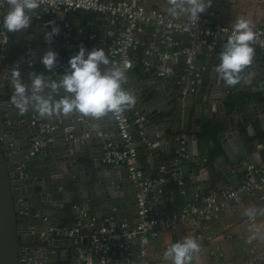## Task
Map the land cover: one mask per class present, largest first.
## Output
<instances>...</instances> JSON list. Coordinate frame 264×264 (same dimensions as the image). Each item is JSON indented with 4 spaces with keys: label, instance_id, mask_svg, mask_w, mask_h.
Here are the masks:
<instances>
[{
    "label": "water",
    "instance_id": "95a60500",
    "mask_svg": "<svg viewBox=\"0 0 264 264\" xmlns=\"http://www.w3.org/2000/svg\"><path fill=\"white\" fill-rule=\"evenodd\" d=\"M46 18L48 21L42 20L34 24V28L43 33L44 41H47L45 33L51 32L56 26L51 21L52 16ZM68 19L73 26L87 24L86 18L75 14L69 15ZM110 19L108 16L101 17L98 28L73 33L76 37L73 43L70 39L63 41L53 35L50 48L55 50L59 43H68L65 51L77 49L80 41H87V33H91L94 35V42H86V49L90 51L93 46L102 47L107 54L110 45L114 48V41L121 31L117 23L110 22ZM61 30L63 28L59 27V31ZM191 39L186 33L174 32L171 40L175 44L168 50L189 47ZM226 42L222 41V44ZM109 58L116 63V56ZM132 58L131 67L126 71L125 83H128L129 91L136 96V103L131 107L136 110V115L131 118L142 117L140 129L145 142H140V137L135 134L132 136L139 167L151 171L154 166H162L163 175L167 176L162 184L164 186L171 185L173 180H183L176 187L177 191L184 190L185 197H181L185 201L191 200L195 189L200 188L201 184L211 188H231L247 178L255 167H264V144L256 146L259 143L258 136H254L252 131L253 121L259 123L260 129H264V102L260 108L257 107L258 100H264V62L253 61L242 73L241 82L232 89L214 72V66L208 72H200L198 83L190 84L187 77L177 83L170 81V78L157 80L153 74L146 85L138 76L130 74V69L137 64L136 52L132 54ZM175 68L172 79L181 74L180 58L176 61ZM140 70L143 67L139 68L137 75L141 74ZM47 72V69H42L37 74L46 75ZM23 79L26 83H31L30 77ZM239 90L245 96H232L231 111L227 110L223 101ZM13 91L12 84L6 78L0 79V264H60L69 257H74L75 249L69 251L73 243L66 238L62 239V231H56L55 228L58 218L73 217L81 224L78 230L80 244H86V232L90 229L87 226L89 218L67 210L75 199L80 200V209L86 215L90 212V216L96 218L93 228L98 227L99 218L107 216L117 220L124 219L129 226L135 224L137 216L133 187L128 181L131 191L122 199V192L118 189L122 183L121 177L126 178L123 164L104 165L99 160L103 143L113 141L119 145L121 142L113 116L110 114L93 119L74 114L69 117L46 118L31 109L20 114L11 100ZM58 98L60 97L57 96ZM241 104L246 109L239 113ZM31 116L38 117L40 122L48 126H54L52 131L45 134L49 139L32 155L29 154L31 145L35 141H41L42 135L29 125ZM240 125L243 127L241 132ZM126 130L131 133V126L128 125ZM187 130L193 135L187 134ZM211 131L217 142V145H213L211 140L208 141L209 147H213L216 153L211 162L212 170L209 166L197 169L190 168L189 164L173 163L175 151L180 147L184 148L187 155L195 156L197 140L199 156L206 158L203 136ZM97 132L101 136H97ZM109 132L113 134L111 137L106 135ZM197 134L201 136L197 137ZM248 139L251 140L247 141ZM225 160L226 164L223 162ZM249 165L252 167L246 169ZM19 172L22 174L21 178ZM189 172L192 175L187 180ZM202 194L203 191L200 190L199 195ZM175 195L174 192L168 201L172 202ZM17 197L22 199L21 209L16 204ZM150 197L154 199L151 200ZM145 198L149 199L152 211L159 210V215L178 212V209L164 211L158 207L157 203L164 204L165 199L157 192V188L146 193ZM19 210L22 212L19 213ZM72 225L70 222L66 228ZM60 245L66 247V250L57 249ZM19 258L23 259L20 261Z\"/></svg>",
    "mask_w": 264,
    "mask_h": 264
},
{
    "label": "built area",
    "instance_id": "2783aa9c",
    "mask_svg": "<svg viewBox=\"0 0 264 264\" xmlns=\"http://www.w3.org/2000/svg\"><path fill=\"white\" fill-rule=\"evenodd\" d=\"M212 1L220 2L221 0ZM7 10L6 0H0V79L6 78L11 84L14 65L19 64L22 74L25 67H32L36 62H41V59L34 53L31 32L26 30L14 32V39L10 38L9 32L3 27V18ZM87 12L108 16L111 18L110 22L115 21L121 29L119 36L114 41V48L110 45L107 49L108 56L117 57L116 64L119 67L125 71L129 70L133 60L132 54L134 52L138 54L139 51L138 61L146 71L154 72L158 78H172L176 70V61L180 58L181 74L178 78L173 79L176 83L185 77L190 84L198 83L201 71L194 68L193 65L198 50L202 49L206 56L215 53L220 57L224 48L222 41H227L233 32V26L213 20L216 13L209 7L200 14L199 20H191L184 13L170 15L156 8L146 7L141 0H40V7L34 10L31 16L38 22L52 16L51 21L56 26L63 28L57 37L67 41L71 37H75L73 33L83 32V28L79 25L73 27L68 19L69 15L79 16ZM88 25L91 27L93 22L88 21ZM174 32L186 33L191 36L190 46L169 51L168 48L175 44L171 40V34ZM254 32L256 35L252 46L258 49L264 57V23L254 25ZM156 38L163 44L162 47L157 44ZM91 41L94 42V35L87 33V41H80L77 49L64 51L57 58L55 68L51 72L48 71L46 77L51 80H59L62 74L69 70L70 58L78 53L81 46L86 48L85 43ZM98 41L101 42V40ZM11 44H20L21 52L6 62L5 55ZM137 47L138 50H136ZM93 48L96 47L93 46ZM152 59L156 61L155 65H152ZM42 66L46 69L43 64ZM200 68L203 70V67ZM111 115L116 123L121 142L119 145L113 141L103 143L99 160L104 165L123 164L126 179L134 190L136 223L129 226L124 219L117 220L107 216L99 218L98 227L93 228L92 225L96 218L86 215L80 209L79 204L72 203L71 210L76 211L83 218H89L87 226L90 229L86 232V244L82 245L80 244L81 236L78 235L81 226L78 220L70 228H55V230H61L63 236L74 245L76 255L67 264H153L147 256V245L152 239L160 238L162 230H168L177 224L188 222L198 229H204L211 220L218 218L222 208H229L232 211L234 205L244 197L257 196L264 203V195L260 194L264 189V167H255L247 178L231 188H216L202 195L196 194V188L192 200L184 203L178 212L167 215L157 214L151 210L148 204L149 199H146L145 195L154 188H157V192H161L166 177L163 175L164 168L162 166H159L157 174H151L137 164L132 136L135 134L140 137V142H145L140 129L142 117L138 116L132 119L131 117L136 115V110L133 108L125 110L122 114ZM127 117L129 122H127ZM29 125L42 135L41 141H35L31 145L29 154L32 155L44 141L49 139L45 134L52 131L54 126L40 122L38 117H32L29 120ZM128 125L132 128L131 133L126 130ZM96 135L101 136V133L97 132ZM106 135L111 137L113 134L109 132ZM69 137L68 135L67 138ZM263 144L264 140H261L256 146ZM172 161L175 164L185 163L197 166L202 165L205 158L197 161L194 157L187 155L183 147H180L175 151ZM251 167L249 165L246 169ZM18 175L21 178V172ZM181 184L182 180H177L176 185ZM16 204L21 209L22 199L20 197L16 198ZM20 212L22 211L19 210ZM243 221L248 226L254 223L247 216ZM28 229L30 230L31 227ZM195 238L199 240L201 234L196 232ZM132 241H135L136 244L134 258L130 249ZM237 241L242 264H264V241L259 242L251 236L237 237ZM216 255L219 256V253L216 252ZM22 259L19 258L20 261Z\"/></svg>",
    "mask_w": 264,
    "mask_h": 264
},
{
    "label": "clouds",
    "instance_id": "9594fccd",
    "mask_svg": "<svg viewBox=\"0 0 264 264\" xmlns=\"http://www.w3.org/2000/svg\"><path fill=\"white\" fill-rule=\"evenodd\" d=\"M6 3L8 10L3 18V27L8 32L26 30L31 23V13L40 7V0H6ZM167 3L170 14L184 13L191 20H199L212 0H167ZM58 34L59 27L54 26L51 32L45 33V39L51 43L53 35ZM255 35L252 21L237 18L232 35L220 53V62L214 69L226 85L234 87L239 84L244 70L253 64ZM57 56L51 49L42 55L41 63L49 72L55 68ZM69 65V70L59 80H51L43 73H29L30 84L22 78L19 64L14 65L11 100L19 113L24 114L31 109L46 118L75 114L100 119L110 114H122L135 105L136 96L123 87L127 80L126 71L110 60L102 47L88 51L81 46L78 53L70 58ZM245 215L254 221L257 216L264 217V208H248ZM249 229L253 238L264 236V229L256 224H250ZM200 251V243L188 236L171 244L164 252V260L170 264H191Z\"/></svg>",
    "mask_w": 264,
    "mask_h": 264
},
{
    "label": "crops",
    "instance_id": "0c3cea01",
    "mask_svg": "<svg viewBox=\"0 0 264 264\" xmlns=\"http://www.w3.org/2000/svg\"><path fill=\"white\" fill-rule=\"evenodd\" d=\"M144 6L146 7H152L156 8L164 13H169V7L167 0H141ZM213 11H215L216 15L214 16L213 20L217 21L222 24L231 25L233 26L237 18L243 17L245 19H248L252 21L254 25H257L259 23H264V0H221L220 2L212 1L211 6L209 7ZM172 15V14H170ZM80 18H86L87 24L80 25V27L83 28V32H86V30L90 28H98L100 25L99 19L104 16L93 14L90 12L84 13L79 15ZM44 21H48L47 18L44 19ZM88 21H92L93 25L90 27L88 25ZM38 21H35L31 19L30 26L26 29V31H29L33 34L32 36V46L34 49L35 55H37L40 59L45 51L51 49L55 51L58 56L60 57L63 52L65 51V46H68L69 44L66 43L65 45H62L61 43L58 44L57 48L54 50L53 48H50V43L48 41L42 40L43 33L41 30L35 29L34 24ZM77 25H74L75 27ZM118 26V24H117ZM76 40L75 37L70 38V42L73 43ZM157 44L162 47L163 44L159 41L158 38H156ZM93 44V41L89 42ZM181 44V41H180ZM72 45V44H71ZM255 49V57L254 61L258 62H264V57L262 56V53ZM140 52L138 51L137 56L139 57ZM220 60L219 57L214 53L210 56H206L204 51L202 49L198 50L196 57L194 59L193 65L194 68H198L199 71L208 72L210 68L214 66V68L219 64ZM152 65L156 64V61L154 59L151 60ZM6 68V66H4ZM142 67L140 62L137 60V64L130 69V74L138 76L139 80H142V82H146L147 85L149 83V80L152 78L154 72L152 71H146L144 68L140 75H137V71H139V68ZM203 67V70L200 68ZM44 67L42 66L41 62H36L32 67H25L22 70V78L23 77H29V73H37L40 72ZM215 72V71H214ZM157 80H162V78L155 77ZM173 79L170 78V81ZM211 79H209L210 81ZM237 86V85H236ZM236 86H232V89H234ZM125 90L129 91L128 83L124 84ZM62 93V92H61ZM60 93V94H61ZM230 91L228 92V94ZM9 96V93L7 94ZM238 95L240 97H244L245 95L239 90L235 92L233 95H230L229 97H226L223 101V104L226 106L227 110L231 111L230 108V101L232 99V96ZM228 96V95H227ZM264 102L263 99L258 100L257 107L260 108L261 104ZM246 109V106L244 104H241L238 108V112L242 113ZM236 114V113H235ZM233 115V114H232ZM32 119V116L29 118V120ZM264 123V121H263ZM219 129V127H217ZM243 131V127L241 125L239 126V132ZM252 131L254 133V136H258V140H264V129H260L259 123L256 121H253L252 123ZM187 134L193 135L188 130L186 131ZM86 136V135H85ZM197 137H200L201 134H197ZM84 137V136H83ZM211 140L213 142V145H217V142L215 140V134L214 132H208L203 136V143L204 148L207 151V156L213 155V159L216 156V153L213 150V147H209L208 141ZM251 139H248L249 141ZM199 150V141H196V154L194 157L197 161L201 160V157ZM162 156V154H160ZM224 164L227 163V161H223ZM185 164V163H182ZM196 167L197 169H203L205 166H209L212 170L213 164H207L206 158L205 162L202 165H190V168ZM194 167V168H195ZM159 166H154L151 171L146 170L145 168H142L144 171L149 172L151 174H157L158 173ZM192 175L191 172H189V177ZM241 176V175H240ZM165 181L167 179V176H165ZM121 184L118 186V189L122 192L121 193V199L125 196V194L129 193L131 190V185L128 183V180L125 177H121ZM177 180H173L172 183L176 185ZM182 182H184L182 180ZM212 184V182L210 181ZM214 183V182H213ZM233 185V184H232ZM164 186V185H163ZM162 186V187H163ZM176 190L173 191V189H169L165 191L164 194H162V188H161V194L164 197L165 201L164 204L162 202L157 203L158 207L164 209V211H171V210H180L182 205L186 202H189L192 200L185 201L183 197H185L184 190L177 191V187L175 186ZM212 189L211 186H207L205 184H201L200 188L196 189V194L199 195V191H203V194L209 192ZM176 195L173 197V201L169 202L168 199L171 198L174 194ZM194 194V193H193ZM260 194L264 195V189L261 190ZM183 195V197H181ZM149 199L153 200V197H150ZM155 201V200H154ZM75 204H79L80 200L75 199L73 201ZM263 208L264 203L261 202L257 196H250V197H244L239 203L234 205L233 210L231 211L229 208H222L219 212L218 218L211 220L207 227L204 229H198V227L192 225L191 223H180L177 224L175 227H172L168 230H162L160 232V238L158 239H152L148 245H147V256L148 259L153 264H170V262L164 260V252L165 250L173 243L181 241L183 238L191 236L195 238L196 232H199L201 234V238L198 240L196 239L200 245H201V251L198 255H195L191 264H242L241 263V256H240V250H239V243L237 241V237H246L251 236L253 237V232L250 231L249 226L243 221L245 215V212L248 208ZM67 210H71L70 206L67 207ZM120 211V210H119ZM157 214L160 213L159 210H154ZM173 213V212H172ZM171 214V212H169ZM87 215H90V212H88ZM167 215V214H164ZM76 220L73 219V217H60L58 218V225L57 228H65L66 225L70 222L74 223ZM259 226V228L264 229V217L257 216V218L254 220V223ZM58 231V230H56ZM62 239H65L63 236ZM255 239L259 242L264 241V236L256 235ZM70 242V240H69ZM135 241H132L131 243V254L134 258V251H135ZM57 249L63 251L66 250V247L63 245H60ZM74 249V245L69 249V251H72ZM219 253V256L216 255V252ZM73 257H69L68 260L60 263V264H67L72 261Z\"/></svg>",
    "mask_w": 264,
    "mask_h": 264
},
{
    "label": "trees",
    "instance_id": "16d2710c",
    "mask_svg": "<svg viewBox=\"0 0 264 264\" xmlns=\"http://www.w3.org/2000/svg\"><path fill=\"white\" fill-rule=\"evenodd\" d=\"M10 38L14 39L15 37V33L14 32H9ZM21 52V45H15V44H11L8 46L6 55H5V61L9 62L15 55L19 54ZM213 160V155L210 156H206V163L210 164ZM175 184H171L169 186H163L162 187V194L165 193V191L169 190L170 188L173 189V191L175 190Z\"/></svg>",
    "mask_w": 264,
    "mask_h": 264
}]
</instances>
